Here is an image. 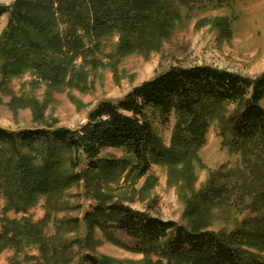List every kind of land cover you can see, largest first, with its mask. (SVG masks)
<instances>
[{
    "label": "trees",
    "instance_id": "trees-1",
    "mask_svg": "<svg viewBox=\"0 0 264 264\" xmlns=\"http://www.w3.org/2000/svg\"><path fill=\"white\" fill-rule=\"evenodd\" d=\"M209 1L224 6L236 0ZM188 2L17 0L11 7L0 6V18L11 13L8 29L0 38L2 75L11 79L32 70L54 87L66 82L79 87L80 68L103 65L97 55L104 40L119 36L117 52L109 61L137 52L149 55L170 38L181 20L178 4ZM232 25L224 18L214 22L228 37ZM78 61L81 67L76 66ZM263 101L264 73L252 79L211 66H178L133 89L119 104H100L77 130L46 127L12 132L0 128V195L7 203L0 253L6 249L20 253L34 245L40 251L39 264H71L73 249L82 247V241L67 240L65 234L77 221H60L55 236L49 237L48 218L34 223L27 217L39 198L46 197L51 208L82 181L109 182L125 172L142 178L159 165L169 169L171 185L183 191L188 225L164 222L113 202L99 191L96 205L84 216L89 229L84 248L92 249L93 233L100 229L111 243L143 255L144 264H264ZM232 106L235 109L230 111ZM149 110L165 123L175 115L169 148L156 134ZM216 122L222 145L241 156L246 170L213 171L197 190L196 166L203 167L200 152ZM108 149L123 150L128 157H103ZM71 153L86 158V168L79 174L67 168ZM235 196L249 200L250 216L237 220L232 230L211 229L218 218L216 211L233 205L229 199ZM12 211L24 217L8 218ZM115 231L125 233L137 246H124ZM79 264L116 263L87 253Z\"/></svg>",
    "mask_w": 264,
    "mask_h": 264
},
{
    "label": "rangeland",
    "instance_id": "rangeland-1",
    "mask_svg": "<svg viewBox=\"0 0 264 264\" xmlns=\"http://www.w3.org/2000/svg\"><path fill=\"white\" fill-rule=\"evenodd\" d=\"M16 1L0 0V6L11 7ZM178 5L181 20L176 23L170 38L163 39L157 50L149 55L137 52L109 61V56L117 52L119 36L108 38L97 55L103 65L80 68L77 74L79 87L67 85V82L54 87L51 81L44 80L32 70L4 79L0 63V128L12 132L46 127L77 130L88 123L91 112L100 104H119L133 89L172 67L211 66L252 79L264 73V0H236L224 6H217L209 0H189ZM223 18L231 20L233 24L231 37L214 27V22ZM10 19L11 13L0 18V38L7 31ZM76 66L81 67V61ZM234 109L233 106L229 107L230 111ZM148 115L156 134L169 148L176 123L175 115L167 123L151 110ZM103 157L123 159L128 156L123 150L108 149ZM67 158L69 172L79 174L86 168L87 161L82 153H71ZM200 158L203 167L196 166L197 190L206 185L213 171L246 170L241 156L232 154L222 145L217 122L210 128ZM71 162L79 166H72ZM170 182L169 169L159 165H153L150 174L142 178L125 172L109 182L106 179L92 184L82 181L72 185L51 208L47 198L41 196L27 217L34 223L48 218L46 234L49 237L55 236L56 225L60 221H77L78 225L65 234L67 240L82 241V247L73 249L71 264H79L81 256L87 253L116 264H144L146 258L143 255L111 243L100 229L93 233L92 249L84 248V240L89 236L84 216L96 205L95 196L100 191L111 196L113 202L120 201L133 210L186 227L188 222L184 218L186 206L183 191ZM229 202L233 205L222 206L216 211L218 218L211 229L232 230L237 220L242 221L250 216L246 210L248 199L235 196ZM6 205V200L0 195V232ZM7 216L18 220L24 217L13 211ZM115 237L128 248L137 246L135 240L121 231H115ZM250 250L258 253L255 249ZM36 258H40L38 246L26 247L20 253L6 249L0 253V264H39Z\"/></svg>",
    "mask_w": 264,
    "mask_h": 264
}]
</instances>
